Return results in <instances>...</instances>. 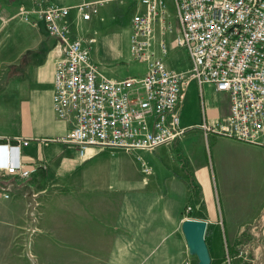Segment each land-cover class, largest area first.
Wrapping results in <instances>:
<instances>
[{"label":"crops","instance_id":"0c3cea01","mask_svg":"<svg viewBox=\"0 0 264 264\" xmlns=\"http://www.w3.org/2000/svg\"><path fill=\"white\" fill-rule=\"evenodd\" d=\"M38 2L70 7L71 37L82 38L90 48L91 60L108 76L142 77L147 72V64L138 60L135 72L124 76L110 75L102 68V64L118 67L125 59H134L129 45L132 17L144 9L138 0H0V143L28 140L27 145L21 143V157L32 169L27 178L0 173V235L7 244H13L19 234L22 213L29 211L31 228L38 222L39 198L50 188L63 195L65 184L89 195L129 190L133 180L140 187L146 184L139 176L144 160L135 163L134 151L91 146L81 156L71 143L59 139L74 125V114L60 118L53 107L55 62L65 55L64 42L49 34L42 21L33 26L17 15L20 6L33 7ZM86 2L98 4V12L90 19H84L77 8ZM162 38L170 40L173 35L164 36L157 28L154 46L159 54ZM96 42L98 50L93 51ZM169 56L183 57L184 62L180 67L169 66ZM163 58L172 69L191 66L183 48L171 49ZM229 108L227 92L192 80L178 105L185 131L171 144L153 150L156 168L144 162L157 169L154 179L163 210L178 214L180 202L185 201L184 210L191 206L185 219L207 222L210 264H264V147L206 132L200 125L214 123ZM6 193L10 196L4 197ZM171 224L178 230V219ZM135 239L140 243V255L151 257L147 264H194L196 259L198 264L184 233L138 235ZM151 243L159 245H146ZM240 245L242 250L234 254L232 249ZM124 257L131 259L132 252L125 251Z\"/></svg>","mask_w":264,"mask_h":264},{"label":"built area","instance_id":"2783aa9c","mask_svg":"<svg viewBox=\"0 0 264 264\" xmlns=\"http://www.w3.org/2000/svg\"><path fill=\"white\" fill-rule=\"evenodd\" d=\"M138 1L144 9L132 17L129 45L147 72L125 78L105 74L82 38L71 37L69 6L38 2L19 7L17 15L25 22L36 26L42 21L49 34L64 42L65 55L55 62L53 107L60 118L74 114V125L59 139L73 144L81 156L91 146L135 151L171 144L185 131L178 105L196 80L230 96L227 115L200 124L206 132L264 147V0H175L176 27L164 0ZM77 8L84 19L98 12L97 2ZM157 28L164 36L173 35L158 42L161 54L154 46ZM176 48L186 50L190 68L168 67L163 55ZM21 143H0V173L31 174ZM141 169L153 172L144 161Z\"/></svg>","mask_w":264,"mask_h":264},{"label":"rangeland","instance_id":"374dc122","mask_svg":"<svg viewBox=\"0 0 264 264\" xmlns=\"http://www.w3.org/2000/svg\"><path fill=\"white\" fill-rule=\"evenodd\" d=\"M165 1L176 18V1ZM130 13L133 11L129 10ZM98 32L102 30L98 28ZM97 45L96 42L93 51L98 50ZM166 62L169 66L180 67L184 58L169 56ZM138 63L131 58L125 59L118 67L102 64V68L110 75L124 76L128 72L134 73ZM153 152L134 151L135 163L144 160L156 168ZM155 171H142V175L139 172V176L144 177V187L133 180L131 189L120 188L113 194L85 195L65 184L63 195L57 192L58 189H48L39 198L35 214L38 222L34 227L29 225L27 211L21 214L19 234L16 239L14 237L13 244L2 242L0 235V264H147L151 257L140 255V243L135 237L164 233L183 235L181 224L187 217L185 201L180 202V216L176 211L161 208L163 201L156 191ZM169 201L172 203L171 199ZM172 219L180 222L178 230L177 226H172ZM130 237L131 243L127 242ZM241 250V245L232 249L234 254ZM125 251L132 252L131 259L124 257ZM194 264H197V259Z\"/></svg>","mask_w":264,"mask_h":264},{"label":"water","instance_id":"95a60500","mask_svg":"<svg viewBox=\"0 0 264 264\" xmlns=\"http://www.w3.org/2000/svg\"><path fill=\"white\" fill-rule=\"evenodd\" d=\"M182 229L190 250L198 257V264H210L211 257L205 236L207 222L203 219L186 218Z\"/></svg>","mask_w":264,"mask_h":264}]
</instances>
